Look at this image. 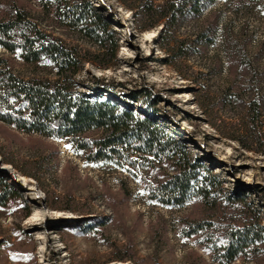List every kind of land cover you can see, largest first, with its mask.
Wrapping results in <instances>:
<instances>
[{"label":"rangeland","instance_id":"374dc122","mask_svg":"<svg viewBox=\"0 0 264 264\" xmlns=\"http://www.w3.org/2000/svg\"><path fill=\"white\" fill-rule=\"evenodd\" d=\"M90 1L117 51L108 67L84 62L81 75L107 81L115 94L101 98L121 108L139 110L133 96L153 94L149 115L221 189L162 204L146 185L171 162L122 146L123 156L90 160L69 138L0 121V180L14 195L0 205V264H219L213 251L243 227L262 237L229 264H264V0H215L201 14L190 0ZM18 3L43 17L33 0ZM48 28L85 60L98 52L75 30ZM4 55L14 73L39 74Z\"/></svg>","mask_w":264,"mask_h":264},{"label":"trees","instance_id":"16d2710c","mask_svg":"<svg viewBox=\"0 0 264 264\" xmlns=\"http://www.w3.org/2000/svg\"><path fill=\"white\" fill-rule=\"evenodd\" d=\"M43 17H35L18 0H0V121L25 133L69 138L90 160L120 154L119 146L171 162L172 173L155 185H146L149 197L162 204L182 205L193 199L209 201L211 189L221 182L200 160L191 159L185 147L149 113L154 95L143 91L133 99L139 110L125 109L102 94H115L98 76L81 75L84 62L108 67L115 58L117 38L110 21L90 0H33ZM192 11L201 14L215 0H190ZM185 2H188L187 0ZM33 5V4H32ZM51 22L50 24H46ZM77 31L94 42L98 52L85 60L73 47L53 35L48 26ZM211 39L208 40L210 42ZM41 67L39 74L22 77L13 72L4 53ZM106 56L109 58L106 59ZM101 131L87 138L90 131ZM0 180V205L14 195ZM260 229L243 227L228 234L215 248L214 260L229 264L245 246L262 237Z\"/></svg>","mask_w":264,"mask_h":264}]
</instances>
